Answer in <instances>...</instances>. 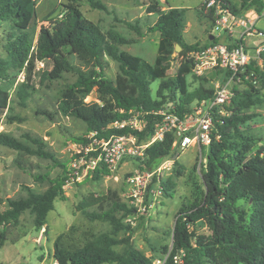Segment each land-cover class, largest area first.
Segmentation results:
<instances>
[{"label": "trees", "instance_id": "1", "mask_svg": "<svg viewBox=\"0 0 264 264\" xmlns=\"http://www.w3.org/2000/svg\"><path fill=\"white\" fill-rule=\"evenodd\" d=\"M92 7L107 11L106 5L98 0H87ZM226 0L229 8L242 13L255 8L258 13L264 9V0ZM187 8L168 7L167 9L148 10L156 13V19L149 30L158 31L157 55L153 64L140 60L133 64L122 56L118 45L131 43L115 31L103 32L96 24L85 18L79 9L77 0L64 5L59 17H46L50 25H41L35 42H31L28 27L35 16V0H0V20L11 19L14 32L6 35L9 55L13 62L26 70V78H31L36 60H49L50 69L44 71L50 80L62 79L64 72L75 76L71 82L63 84L58 91L56 112L63 116L73 117L85 124L86 132H93L97 138L110 135L132 134L136 140L149 138L155 124L161 119L159 110L183 116L191 111V104L212 97L213 89L197 87L191 91L186 88L185 76L192 68L190 59L185 57L187 51L205 47L215 41L208 40L202 45L187 43L184 40L185 12ZM210 22L211 16L204 15ZM46 20V19H45ZM128 26L140 33L137 25ZM180 46L182 56L176 75L173 79L162 81L155 92L150 94V83L162 77V71L168 60V53ZM109 56L118 64L119 73L111 79L104 73L103 57ZM74 56L78 62H73ZM264 59V51L260 54ZM252 73V74H250ZM244 74L246 88L236 89L232 85L229 113L220 114L217 107L212 109V128L210 142L207 145L205 163H201L200 181L191 184L190 196L182 203L176 214L172 227L171 249L163 264H175L173 256L182 252L181 264H264V143L255 149L254 138L244 134L238 122L245 114L238 115L243 109L261 102L260 90L264 87V65L251 62ZM199 76V75H198ZM201 76V75H200ZM203 76V75H202ZM226 80L225 77L221 82ZM170 93L163 90L171 88ZM96 92L95 100H85L91 91ZM178 91L176 97L174 91ZM16 93L28 95L26 81L19 83ZM8 93L0 89V109L7 105ZM170 103V104H169ZM49 119L53 116L48 111H36ZM136 119L143 122L140 129L125 123H116ZM34 145L30 147L20 140L0 131V145L50 159L54 164L63 167L55 154L39 137L25 134ZM76 141L86 143L83 136L75 137ZM175 140L173 130L166 131L160 140H155L143 149L142 155L133 159L140 160L145 166H155L167 157ZM88 156L95 155L90 151ZM81 155L76 153L75 159ZM50 178L48 173L34 176L36 181L47 179L49 185L42 192H36L25 186L26 195L19 198L0 196V247L6 239V225L16 223L20 214L29 210L33 215L34 226L41 229L45 224L47 213L54 208L55 198L64 199L62 186L68 174ZM109 170L99 163L93 170L94 178L107 175ZM180 175V170L175 169ZM164 194L170 195L172 182L169 179L159 180ZM242 199L250 202L252 210L247 213L236 204ZM100 197L90 198L75 205L89 220H101L110 224L109 232L92 235L82 243H76L69 233L58 234L52 243V257L57 264H150V260L132 245L133 228L116 217L114 212L122 209L125 217L132 212L124 204L113 200L111 206L99 211L89 210L98 204ZM203 221L208 229L207 234H194L190 227ZM123 231L125 235L118 236ZM122 245L118 251L114 248Z\"/></svg>", "mask_w": 264, "mask_h": 264}, {"label": "rangeland", "instance_id": "2", "mask_svg": "<svg viewBox=\"0 0 264 264\" xmlns=\"http://www.w3.org/2000/svg\"><path fill=\"white\" fill-rule=\"evenodd\" d=\"M70 1L35 0V16L27 29L32 43L36 40L40 26L50 25L51 20L46 17H59L64 5ZM98 1L106 5L108 10L92 7L87 0H77V4L83 16L103 32L115 31L132 40L131 43L120 44L118 47L122 56L133 64L140 60L153 64L157 55L159 32L149 30L156 19V13L148 11L153 7L160 10L168 7L187 8L183 29L184 40L198 45L208 40L211 24L208 17L206 18L200 11L202 0ZM234 1L240 3L239 0ZM128 23L137 25L141 34L128 26ZM255 27L264 31V11L258 13ZM14 31L15 27L11 19L0 20V89L8 93L7 105L4 109H0V131L30 147L34 145L25 134L42 138L46 147L65 164V170L63 171L62 166L54 164L50 159L0 145V196L4 199L23 197L26 195L25 186L36 192H42L49 182L47 179L36 181L35 175L48 173L50 178H54L62 176L66 170L69 172L62 186L65 198H55L54 208L47 213L45 224L41 229L34 226V215L29 210L23 211L16 223L6 225V239L0 247V264H57L52 257V243L58 234L69 233L74 242L82 243L92 235L109 232L110 224L101 220H89L81 210L75 208V205L81 201L94 197H100L101 200L98 204L90 206L89 210L107 209L116 199L126 208L132 209V212L125 217H122V209L116 210L114 215L131 225L132 245L149 258L150 264H163L171 249L175 214L179 206L190 196L192 182L200 181L201 163H205L207 146L195 143L183 150L172 148L170 154L156 164L157 167L164 163L161 170L150 176H146V173L153 172L155 166H145L140 160L132 158L136 155L127 154L112 169L106 167L109 170L108 174L101 175L100 178L93 177V169L79 168L77 172L73 162L83 143L74 138L85 135L88 139L90 132L85 131V124L81 120L56 112L59 89L64 83L73 81L75 76L64 72L62 79L50 80L44 75V71L51 67L50 61L36 60L31 78L27 80L25 63L22 67H18L4 45L6 35ZM260 38L263 37H251L249 44H255ZM179 51L180 48H174L168 53L162 77L150 83L152 97L155 96L162 81L173 79L176 75L182 62ZM70 57L73 62H78L74 56ZM103 64L104 73L111 79L115 78L119 73L117 62L105 55ZM223 77L221 70L213 69L203 76H198L191 68L185 76L186 88L188 91L197 87L214 89L216 80L221 81ZM22 81H26L28 85V95L25 97L16 93ZM236 86L238 90L246 88L244 82L236 83ZM172 88L164 89L163 93H170ZM174 93L178 97L179 92L176 90ZM96 95L93 90L85 100H95ZM260 95V103L245 108L238 114L246 115L238 122V126L244 134L254 138V149L260 143H264V87L260 90ZM230 102L225 103L223 108H227ZM195 104L193 102L191 106ZM44 110L52 114V120L44 114H36V111ZM224 113L229 112L225 110ZM130 123L143 125L142 121L136 119H132ZM149 141L150 137H147L134 143L129 141L127 143L136 148ZM175 169L180 170V175L175 174ZM136 171L142 175L140 181H129L128 178ZM157 178L171 180L170 195L166 196L161 191ZM158 191L160 194L156 195ZM236 204L247 213L252 210L250 202L240 199ZM4 206L5 203H2L0 210ZM190 229L194 234L208 233L203 221L196 222ZM123 235H125L123 231L118 232L119 237ZM114 248L119 251L122 245H116Z\"/></svg>", "mask_w": 264, "mask_h": 264}, {"label": "built area", "instance_id": "3", "mask_svg": "<svg viewBox=\"0 0 264 264\" xmlns=\"http://www.w3.org/2000/svg\"><path fill=\"white\" fill-rule=\"evenodd\" d=\"M200 11L204 15L211 16L209 34L215 38V41L205 47L187 51L185 57L190 59L194 74L203 75L213 69L221 70L226 80L224 82L219 79L216 80L212 97L196 102L191 111L183 116L159 110L161 119L155 124L149 144L162 139L166 131L173 130L175 140L172 148L174 149L183 150L188 145L195 143L207 146L210 142V130L213 125L212 109L217 107L220 114H225L223 105L231 100L232 85L245 82L249 78V74H244L246 67L251 62H256L261 67L264 65V59L260 56L261 52L264 51V31L262 32L255 27V20L258 15L255 8L252 7L242 13H236L229 8V3L226 0H202ZM257 36L263 38L250 45V38ZM130 121L115 125L121 126L128 123L134 128H141V123H139L140 126L133 125ZM127 141L134 143L136 137L128 133L97 138L93 132H90L88 141L81 146L78 152L81 155L73 162V167H77L78 172L79 168L94 169L99 163H102L107 168L112 169L125 154L130 156L142 155L143 149L149 145L147 143L134 148L135 146L129 145ZM90 151H95L96 154L88 156ZM163 164L157 166L153 172L146 173V176L159 172ZM141 176L136 171L128 180L131 182L140 181ZM157 181L159 183V178ZM135 194L136 192H134ZM159 194L158 191L156 195ZM181 255L182 252L173 256L175 264L182 263Z\"/></svg>", "mask_w": 264, "mask_h": 264}, {"label": "water", "instance_id": "4", "mask_svg": "<svg viewBox=\"0 0 264 264\" xmlns=\"http://www.w3.org/2000/svg\"><path fill=\"white\" fill-rule=\"evenodd\" d=\"M212 35L210 36V39H212ZM175 48H180V46L178 44L175 45Z\"/></svg>", "mask_w": 264, "mask_h": 264}]
</instances>
